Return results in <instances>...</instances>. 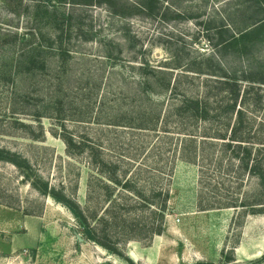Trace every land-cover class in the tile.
I'll list each match as a JSON object with an SVG mask.
<instances>
[{
	"label": "rangeland",
	"instance_id": "rangeland-1",
	"mask_svg": "<svg viewBox=\"0 0 264 264\" xmlns=\"http://www.w3.org/2000/svg\"><path fill=\"white\" fill-rule=\"evenodd\" d=\"M167 1L177 9L188 10L192 19L165 23L144 17L123 19L106 7L62 8L72 15L75 26L71 39L65 42L71 51L66 65L52 57L45 74L20 78L15 87L36 88L27 104L17 108L29 114L21 116L26 122L34 123L32 115L39 112L44 142L23 139L15 128H11V137L0 136L1 148L17 153L31 166L23 170L0 161V264H219L222 253L226 258L234 257L238 264H246L264 256V214L198 208L200 201L203 206L218 208L256 191L257 181L246 171L241 181L234 179L235 170L229 168L227 157L223 158V167L211 166L204 170L203 177L197 166L177 161L165 232L155 237L149 247L129 242L120 249L122 257L83 240L68 209L38 193L25 178L29 172L50 186L65 184L68 192L79 180L78 200L84 202L88 170L83 162L66 155L58 136L60 129L64 126L74 136L101 137L116 148L122 143L127 145L132 136L110 124L119 122L121 113L128 111L129 94L144 82L139 70L144 64L172 71L173 77L182 73L185 65L207 58L214 59V64L229 74L241 76L245 71H260L264 44L245 57L218 52L214 47L228 20L242 21V28L254 20V0ZM26 4L0 0L2 38L8 33L24 34L28 29L31 15L25 13ZM236 8H242V14L236 15ZM2 51L0 48V56ZM176 66L184 67L171 69ZM190 78L192 93L202 95L206 88L217 87L215 77ZM182 81L183 86L188 85L189 80ZM231 87L236 98L228 104L222 119L226 122L234 118L231 107L242 109V131L250 142L245 145L252 146L249 166L262 158L264 164V86L242 82ZM5 96L0 84V114L7 109ZM225 131L226 127H221L219 137ZM219 151L220 148L215 150L217 159Z\"/></svg>",
	"mask_w": 264,
	"mask_h": 264
},
{
	"label": "trees",
	"instance_id": "trees-1",
	"mask_svg": "<svg viewBox=\"0 0 264 264\" xmlns=\"http://www.w3.org/2000/svg\"><path fill=\"white\" fill-rule=\"evenodd\" d=\"M18 1L20 5L27 2L25 13L31 15V24L21 35L8 33L2 38L0 34V48L3 49L0 84L7 95V109L0 114V136L11 137V128H15L20 130L21 138L36 143H43L45 139L42 116L37 112L32 115L34 123L26 122L21 116L29 114L17 108L20 104H27L26 100L36 92V88L16 90L15 87L20 78L45 74L52 57L57 58L60 65H66L71 51L65 42L71 39L75 26L72 15L62 8L106 7L114 16L123 19L144 17L165 23L192 19L188 10L177 9L167 0ZM254 2L257 15L250 24L242 28V21L235 23L228 20L229 24L224 25L214 45L218 52H232L245 57L252 49L264 44V0ZM235 14H242V8H236ZM215 64L212 58L198 63L194 60L192 66L185 65L183 72L176 77H173L172 71L149 67L148 64L140 66L143 84L129 94V109L121 113L119 122L110 124V127L122 129L123 133L132 136L127 145L122 143L120 148L111 146L108 140L101 137L74 136L62 126L58 136L65 145L66 155L74 161L83 162L88 170L84 202L78 200L79 180L68 192L65 184L50 186L49 183H42L40 177L26 172L29 185L68 209L83 240L120 257V249L129 242L149 247L155 237L165 232L172 174L177 161L197 166L203 177L205 169L223 167V158L227 157L229 168L235 170V180L241 181L246 171L257 181L256 191L251 195H242V200L236 197L231 203L218 208L209 204L203 206L200 201V211L232 208L242 209L244 213L264 214L263 158L249 166L252 146L245 145L250 142L242 131V109L231 107L234 118H228L226 122L222 119L224 112L228 111V104L236 98L231 86L236 87L242 82L264 86V65L258 72L250 70L238 76L223 72ZM194 76L215 77L217 87L213 86L212 90L206 88L202 95L192 93L190 83L193 79L190 77ZM182 80H189L188 85L183 86ZM213 98L219 100L213 101ZM221 127H226V131L219 137ZM217 148H220L219 160L215 152ZM261 149H264V143ZM0 161L23 170L31 168L17 153L3 147H0ZM262 260L264 256L246 264H263ZM219 264L238 262L222 253Z\"/></svg>",
	"mask_w": 264,
	"mask_h": 264
}]
</instances>
